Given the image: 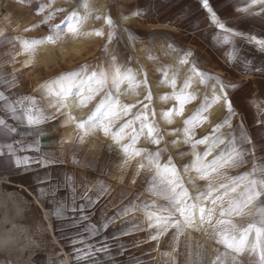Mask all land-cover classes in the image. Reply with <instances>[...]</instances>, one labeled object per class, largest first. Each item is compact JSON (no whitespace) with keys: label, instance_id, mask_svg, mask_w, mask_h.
Masks as SVG:
<instances>
[{"label":"snow or ice","instance_id":"6c2138e0","mask_svg":"<svg viewBox=\"0 0 264 264\" xmlns=\"http://www.w3.org/2000/svg\"><path fill=\"white\" fill-rule=\"evenodd\" d=\"M17 2L23 3L24 0ZM29 3L40 19L24 31L46 28L48 34L22 38L8 37L0 31V43L11 44V50H15L16 43H19L23 51L34 52L38 45H55L65 34L78 37L84 22L90 16L88 4L84 2V15L73 9L60 23H52L57 14L65 12L66 9L54 8L55 0H29ZM257 4L264 5V0H250L246 7L236 11L248 13ZM199 6L207 12L210 25L218 30L213 37L215 42L221 46L231 45L226 53V63L234 68L242 67L248 75L264 78V64L256 65L247 58L240 59L236 41V38L245 40L264 54V38L228 26L211 6L210 0H199ZM251 14L264 17V11ZM132 15L139 16L141 13L136 11ZM95 19L99 20L101 17L97 16ZM103 19L108 28L104 51L108 53V44L116 37L119 25L114 23L110 13ZM124 31L128 32L129 40L134 42L135 37L131 31ZM85 35L104 37L105 32L95 29ZM168 47L176 51L173 45ZM180 51L182 55L177 58L178 64L190 65L182 85L178 86L177 83L178 71L170 74L167 66L156 69L161 74L160 83L172 89L171 94L165 93L160 97L161 101H176L172 108L160 115L167 124L173 123V117L184 116L185 105L197 100L196 94L189 91L193 78L205 88H210L211 95L205 93L199 106L183 120L182 130L173 129L169 133L173 135L182 131V143L191 146L193 150L199 145L204 146L202 153L193 151L191 164L183 166L185 174L191 169L196 173L195 179L207 182L204 191L197 190L194 194L189 191L185 186V177L181 175L171 156L162 161L164 148L160 146L164 141L155 124V110L149 111L152 94L148 86L147 72L143 69L137 71L132 67H122L115 52L109 54L104 67L93 68L83 64L46 81L41 86V96L47 98L49 107L56 115H66L65 126L71 125L76 130L74 141L84 143L86 137L102 134L111 140L110 148L114 145L123 154L125 165L136 161V173L132 183L135 184L143 176L146 191L155 198L151 203L144 202L139 205L146 215L148 227L156 230V234L151 236L152 240H158L160 235L171 231L173 241L177 244L174 251L178 252L181 237L202 233L214 243L215 255L210 264H239V258L244 255L249 257V264H264V99L250 97L247 106L254 110L253 119L246 125L245 117L242 116L239 123L234 125L233 120L239 113L232 93L241 90L243 85L202 71L192 59L194 54L191 50ZM148 59L156 60L157 57L149 55ZM138 75H142L143 79H138ZM125 84L133 95H139L138 90L143 86L147 90L144 100L134 104L122 102L121 87ZM16 87L18 84L15 70L11 73H0V164L6 162L9 170L27 173L33 166L46 168L56 163L50 153L42 152L38 139L43 132L41 126L55 117L45 112L42 100L13 92L12 89ZM69 99L74 102L72 107L77 109L87 108L93 101L96 103L85 117L77 120L72 111L65 112L69 108ZM214 105L224 109L223 120L216 123L207 135L195 138V130L211 122L210 115L205 113H209ZM134 109L137 111L133 112ZM224 128L228 129L227 134L222 131ZM142 137L156 146L154 151L137 146ZM171 143L178 145L181 141L177 139ZM249 161V170L229 176L228 170L241 168ZM38 179L43 184L47 178ZM215 180H219V183H213ZM187 181L192 183L194 189H199L200 186L191 175L187 176ZM44 194L41 189V195ZM50 194L55 197L56 191ZM75 195L78 194L74 193V199ZM83 199L88 204L93 203L91 197L84 196ZM157 200L163 203H157ZM76 210L73 206L72 211ZM49 211L54 218L66 219L72 226L77 227L76 236L69 240L74 264H97L96 255L107 252L108 249L106 245L97 247L91 242L97 231L94 227L79 231L78 224L87 217L81 216L77 219L75 216H65L63 204L50 208ZM128 211L126 209L125 214ZM235 217H251V222L239 224ZM110 219H115V216ZM186 247L190 264H201L202 250L193 253L190 244H186Z\"/></svg>","mask_w":264,"mask_h":264},{"label":"crops","instance_id":"0c3cea01","mask_svg":"<svg viewBox=\"0 0 264 264\" xmlns=\"http://www.w3.org/2000/svg\"><path fill=\"white\" fill-rule=\"evenodd\" d=\"M120 1L127 12L139 11L141 20L154 22L152 25L163 27L166 31L171 30L173 36L178 39V45L183 46L182 50H191L196 55L194 60L201 61L202 65L204 63L203 66L209 70L208 73L220 76L226 81L242 84L241 90L232 93L234 104H248L250 97L264 99L262 95L264 78L256 75L259 76L256 79H244L239 74V67L234 68L226 63V53L231 45L221 46L215 42L213 37L218 30L210 25L208 14L200 8L199 0ZM68 2L69 0H55L53 7L65 9ZM210 3L228 26L244 32L245 14L228 16L237 12L236 9L240 6L245 7L244 1L210 0ZM261 7L262 5L254 6L249 12ZM92 16H89L84 27L90 26ZM39 19L29 0H24L23 3H18L17 0H0V31L8 37L28 38L37 31L47 35L46 28L24 31ZM261 21L264 22V17H260ZM52 23L58 22L53 20ZM257 36L261 38L260 35ZM236 41L240 59H243L246 41L239 38H236ZM81 46L79 37L68 35L66 39L62 37L55 45H38L34 52L25 51V56H22L19 43H16L15 50H11V44L0 43V73H11L13 70L16 73L18 87L12 91L42 100L45 112L55 117L41 126L43 132L38 139L42 145V152L50 153L56 161L46 168L33 166L27 173L23 171L18 173L15 169L9 170L6 162L0 164V264H74L69 240L70 237L76 236L77 227L72 226L66 219L54 218L49 211L50 208L61 204L65 206V216H75L77 219L81 216L87 217L78 224L79 231L83 232L90 226L97 230L91 242L97 247L106 245L108 249L107 252L96 255L97 264H190L185 238L181 237L180 240V244L183 243L185 246V251L184 248H180L178 252L174 251L177 246L174 241L170 246L168 245V248L165 234L160 235L156 244L151 240L150 245V236L155 235L156 230H149L146 216L133 213L132 188L126 182L118 187L117 182L112 181L101 166L85 163L82 146L79 141L73 139L75 128L65 126L63 116L56 115L49 107L47 98L41 96L36 80L39 75L38 70L42 71L41 67L46 63L64 60L65 56L78 51ZM249 46L257 51L252 45ZM261 58H264V54ZM130 93L127 84L122 85L121 94ZM167 93L171 94V92ZM169 101H172V107L176 104L173 99ZM219 107L221 106L214 105L209 113L205 114L212 116ZM187 109L186 105L184 110ZM250 110L251 121L254 110L251 108ZM179 120L180 117H173L172 124ZM155 124L157 128L163 125L159 118L155 119ZM171 131L172 129H167L163 132L165 137H172L170 147L180 146V143L178 145L171 143L177 139L181 141L180 132L173 134L177 135L175 138L169 135ZM104 139L111 141L105 137ZM142 140L145 144H150L143 137ZM246 166L251 168V165L246 164L242 168ZM245 171L243 170L242 173ZM189 175L195 182L194 174ZM38 177L47 179L42 184ZM41 189L44 190V195H41ZM54 190L55 197L50 194ZM74 193L78 194L75 195V199ZM84 196L91 197L93 203L88 204L83 199ZM73 206L77 209L75 212L72 211ZM126 209H129L127 214H125ZM113 216L115 219H110ZM234 219L239 224L251 222V217ZM198 234L204 240L201 264H210L215 255L214 243L202 233ZM190 236L192 237L193 233ZM188 242L193 253L201 251L198 246L195 248L190 240ZM150 250L153 252L151 257ZM220 250L223 251L222 248ZM239 264H249V257L241 256Z\"/></svg>","mask_w":264,"mask_h":264},{"label":"rangeland","instance_id":"374dc122","mask_svg":"<svg viewBox=\"0 0 264 264\" xmlns=\"http://www.w3.org/2000/svg\"><path fill=\"white\" fill-rule=\"evenodd\" d=\"M239 1V0H238ZM244 1L245 7L250 3V0H242ZM86 2L89 7L90 15L92 16V22L89 27H84L86 21L84 22L81 28V34L78 36L82 42V46L76 52H72L69 55L65 56L64 60H55L54 62L46 63L41 67V70H38V76L36 77L38 89L41 90V86L49 80L54 79L58 75L64 72H68L74 69L79 68L83 64H88L93 68H99L106 66V61L109 59V54L115 52L119 57V64L122 67H132L134 70H141L147 72V79H148V86L151 90L152 94V101L150 105L149 111L155 110L156 118H159L162 122V126H160L159 132L163 136L162 145L160 147L164 148V153L162 157V161H166L169 156L172 157L173 163L176 164L178 170L180 171L181 175L185 177V186L189 189L191 193H195L197 190L204 191L207 188L206 181H199L196 179L195 183L198 184L200 187L199 189H194L192 183L187 182V176L189 174H194L196 177V173L189 170V173L185 174L183 171V166L185 164H191L193 160V151L202 153L204 151V146L199 145L194 150L191 146L185 145L182 143L183 141V133L180 131L181 136V143L180 146L170 147V141L172 137L166 136L163 132L167 129H181L183 128V120L187 118L189 115L192 114L193 110L197 108L202 101L205 93L210 96V88H205L204 86L200 85L198 81L193 78L192 87L189 91H192L196 94L197 100L193 101L190 104H187L188 109L184 110V116L180 117L179 122L174 124H167L161 118V113L172 108V101L167 102L161 101L160 97L167 92H172V89L167 85L163 86L160 83L161 74L156 71L157 68H161L167 66L169 72L171 74L172 71H178L177 76V83L178 86L182 85L185 78V73L190 65H180L177 62V58L179 55H182L181 47L178 45V39L173 36L171 30L164 29L163 27H158L152 25L151 22H146L140 19L139 16H133L132 13L126 11L124 7L121 6L122 1L120 0H69L68 4L66 5V11L57 14L54 19V22H60L68 15V12L76 9L80 15L85 14V10L82 7V4ZM260 4L255 6L259 7ZM244 8V7H239ZM254 8V7H253ZM264 11V5L260 9H256L255 11H250L248 13L243 12H233L230 13L229 17H235L237 15L245 14V22H244V32L248 33L251 32L252 34L260 35L261 38L264 36V22H260L261 16H254L251 13L254 12H261ZM111 15L114 23L119 25V30L117 32L116 37L111 44H108V53L104 51V45L107 43V32L108 28L104 23L103 17L106 14ZM97 16L101 17V19H95ZM127 16L128 19H123L122 17ZM95 29H100L105 32L104 37H96L94 35H85V33L91 32ZM124 29H128L131 31L133 36L135 37L134 42L129 40L128 32L124 31ZM43 34L37 31L35 34H32L28 38H35L40 37ZM64 39L68 37L65 34ZM173 45L176 51H173L168 47V45ZM246 42V46L244 49V58H247L249 61L254 62L256 65L264 64V58L262 54L257 50L254 51L251 44ZM256 48L255 45H252ZM231 49V46H230ZM257 49V48H256ZM259 52V53H258ZM25 51L22 50V56H25ZM194 54V53H193ZM151 55L153 57H157L156 60H149L148 56ZM196 55L192 57L194 60ZM243 58V59H244ZM196 61V60H195ZM197 66L204 72H209V70L203 66L205 65L201 61H196ZM40 68V67H38ZM239 74L242 78L246 79H256L259 76L256 75H248L246 74L242 67H239ZM226 76V74H225ZM138 79H143L142 75H138ZM139 95H133L132 93L128 95H121L122 102L134 104L137 101H143L144 96L147 94V90L141 86L138 90ZM262 94V93H261ZM264 94V93H263ZM98 99V98H97ZM96 101H93L87 108L79 111L78 113H74L75 117H78L79 114H82L81 118L85 117L95 106ZM144 103H148V101H144ZM239 115L233 120V124H238L241 117H245L246 125L250 121L251 118V110L247 106V104H234ZM186 106V105H185ZM216 106V105H215ZM214 107V106H213ZM137 111L134 109L133 112ZM78 114V115H77ZM206 115V114H205ZM225 116V111L222 107H219L217 111L210 116V123L204 124L202 127H199L195 130V138L199 139L204 135H207L212 127L223 120ZM64 124L66 122V115L63 116ZM71 128V125L68 126ZM222 131L227 134L228 129L224 128ZM173 137H177V135H173ZM144 141L142 138L138 142L137 146L141 148H148L149 150L154 151L155 145L150 144H143ZM83 149L85 163L95 164L102 167L112 181L117 182V186L120 187L125 182L132 188L133 192V204L132 209L133 213L136 215H145L143 209L139 207L144 202L151 203L155 198L151 197L148 192L146 191L145 185V178L142 176L137 180L135 184L132 183L133 177L136 173V161H131L129 165H125L124 157L122 153H119L116 149V146L111 145V141H107L104 139V136L100 134L99 136H91L90 138L86 137L84 143H80ZM138 160V158H136ZM208 159H211L209 157ZM246 165H251V161H249ZM249 167L246 166L244 168H234L228 170L229 176H236L242 173L243 170H248ZM147 175V174H145ZM213 183H219V180L213 181ZM157 203H163L162 201L157 200ZM149 228V227H148ZM154 229V228H152ZM152 229L149 228L151 231ZM204 235V234H202ZM151 237V236H150ZM165 243L166 246L169 248L173 239L171 231L169 233H165ZM203 237V236H202ZM185 238L186 241L184 243H189L188 241L195 246V248L203 249L204 240L200 237L197 233H193V236L189 237H182ZM189 239V240H188ZM150 238V245L152 244ZM157 240H154V244H156ZM162 245V241H161ZM169 245V246H168ZM181 245V244H180ZM178 246V251L180 248H184L185 246L182 243L181 246ZM162 246L159 248V250ZM177 248V246H176ZM156 249V248H155ZM187 250V248H186ZM196 250V249H195ZM152 251L150 250V257L152 255ZM188 253V251H186Z\"/></svg>","mask_w":264,"mask_h":264},{"label":"bare ground","instance_id":"6f19581e","mask_svg":"<svg viewBox=\"0 0 264 264\" xmlns=\"http://www.w3.org/2000/svg\"><path fill=\"white\" fill-rule=\"evenodd\" d=\"M45 47V46H44ZM43 51V50H42ZM67 103H68V105H69V108L68 109H65V111L67 112V111H72V113H78L79 112V109H77V108H74V107H72L73 106V100L72 99H69L68 101H67ZM217 108V107H216ZM83 110V109H82ZM84 111V110H83ZM82 112V111H81ZM80 113V112H79ZM207 114V113H206ZM78 115V114H77ZM82 114H79L78 115V119H81V116ZM109 139V138H108ZM110 140V139H109Z\"/></svg>","mask_w":264,"mask_h":264}]
</instances>
